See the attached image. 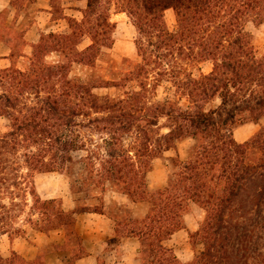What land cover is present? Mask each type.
<instances>
[{
    "label": "trees",
    "instance_id": "trees-1",
    "mask_svg": "<svg viewBox=\"0 0 264 264\" xmlns=\"http://www.w3.org/2000/svg\"><path fill=\"white\" fill-rule=\"evenodd\" d=\"M58 1L50 0L52 18L65 19L68 29L41 32L25 67H0V118L7 120L0 132V235L25 233L10 229L31 198L26 220L34 229H62L68 244L80 245L75 214L104 213V195L117 191L148 206L140 217L126 206L119 214L123 234L140 240L143 264H264V125L244 142L233 133L264 117V53L257 54L247 29L264 23V0H85L81 19L65 15ZM113 13L135 26L139 61L118 66L108 57ZM100 60L117 76L107 78ZM204 62L212 64L209 73ZM187 138L195 140L187 158H172L167 185L150 189L154 161ZM79 163L83 170L71 182L73 194H82L76 202L97 204L66 210L57 198H41L36 174ZM192 203L206 213L190 233L203 249L183 263L166 241L186 227ZM27 263L15 252L0 256V264Z\"/></svg>",
    "mask_w": 264,
    "mask_h": 264
},
{
    "label": "crops",
    "instance_id": "crops-1",
    "mask_svg": "<svg viewBox=\"0 0 264 264\" xmlns=\"http://www.w3.org/2000/svg\"><path fill=\"white\" fill-rule=\"evenodd\" d=\"M12 1L15 0H0L1 68L10 66L14 62L18 64V61L21 59L26 60L32 53V45L39 40L40 33L48 32L46 28L47 23L41 25L37 22L35 25L26 28L25 31L21 30L19 26L21 23H24L25 13L22 11L20 4H12ZM75 1V3H82L83 6L86 5L85 0ZM32 4L38 7V14L44 13L46 17L48 16V21L66 23L63 28H67L68 24L65 19L60 18L58 20H53L50 0H42V2L41 0H36ZM62 8L65 15L72 16V14L67 12V10L72 9L65 8L63 1ZM6 10H9V13L4 16ZM78 12L81 11L78 10ZM35 26L37 27L36 33H34ZM2 36L9 38L10 41L6 42L1 38ZM21 40L22 42L19 43ZM240 129L241 127L239 126L235 131L237 132V130L239 131ZM192 140L194 141L193 144H191L193 146L195 140ZM192 146H190V148ZM179 156L183 159L182 154L179 153ZM160 182L161 183L156 186V189L165 187L168 178L162 179ZM149 187L155 190L151 188L150 185ZM104 202V213L85 212L75 214L74 228L76 234L80 238V245H76V243H70L68 245L66 232L62 229L50 233L34 230V235L32 231H27L24 235L16 237H12L9 234H2L0 235V256L7 259L15 252L24 260L28 261L27 264H33L32 262L34 260H36L37 264H42L41 261L37 260L43 253L42 248L54 243L60 245V247H64L65 245L68 246L65 249L61 248L46 253L44 257L45 264H68V259L72 258L77 252H81L82 255L76 259L75 264H143L140 257V240L136 236H127L123 234V216L119 214L122 213V209L120 208L126 206L132 217L143 216L148 210L147 204H132L126 195L117 191L106 193L104 195ZM143 205H146L147 208L144 212H141L140 208L143 207ZM75 207V204H73L67 210H72ZM191 208L195 211L199 209L204 211V209L195 203L191 204ZM191 208L190 212L184 216L186 227L175 232L172 237L166 241V245L172 248L178 259L183 263L190 262L193 259V246L189 241H186L188 245L181 246L180 238L189 237L190 233L196 232L201 226L199 225L200 221L203 220V215L201 219H194V221L187 220V218L194 217ZM54 234L58 236L57 240H55ZM186 246H189L190 250H188V252L186 251V253H182V247L187 249Z\"/></svg>",
    "mask_w": 264,
    "mask_h": 264
},
{
    "label": "rangeland",
    "instance_id": "rangeland-1",
    "mask_svg": "<svg viewBox=\"0 0 264 264\" xmlns=\"http://www.w3.org/2000/svg\"><path fill=\"white\" fill-rule=\"evenodd\" d=\"M58 1V0H57ZM65 6L67 9H72V10H67L68 13L72 14L77 19H81L82 13L78 12L80 9H82L83 4L82 3H75V0H59L58 4L60 3ZM42 2V0H41ZM15 3L17 5L20 4V7L22 11L25 13V19L24 23H21L19 26L21 30L25 31L26 28L35 25V23H40L46 24V28L49 31H66L67 28H63V26L66 25V23H58V22H52L51 20L48 21V16L44 13L38 14V7L34 4H32L31 1L28 0H15ZM9 13V10H6L4 12V16ZM113 21L116 23V29L114 32V44L111 49L107 50V55L110 59H113L114 61L117 62L118 66L124 61L125 58L129 59L132 62H137L140 60L138 54H137V49L135 46V36H136V28L135 26L131 23L130 19L127 17L125 13H113L112 15ZM166 19L168 21V24L170 27H173L175 24V16L174 12L172 10H168L166 12ZM1 21V20H0ZM36 26L34 27V33H36ZM247 29L251 31L254 35V43L256 47V51L258 55H261L264 53V23L255 26L253 23H248L247 24ZM22 32V31H21ZM24 33V32H23ZM22 34V33H21ZM22 40L19 42L21 43ZM54 56L50 55L47 57V60H53ZM18 64L20 67H25L27 64V59L26 60H19ZM100 68L99 70L107 77L111 78L112 76H117L114 73H110L109 71V63H107L104 60H100L98 62ZM202 71L204 73H209L212 70V64L211 62H204L201 64ZM76 72L79 73L81 72L76 68ZM194 72H197V69H194ZM99 94H105L107 92H114V89L108 90V89H97L95 90ZM219 104V99H215L213 102V105ZM209 107V106H208ZM264 125V117L260 119L258 123L254 122H247L243 125H241V131L237 132L235 131L236 128L234 129V137L236 140L239 142H244L248 139H250L256 131L259 130V128ZM7 129V120L5 118H0V132H3ZM193 140L190 138H187L181 142L178 143L177 149L172 150L169 152H166L164 154L163 158H158L154 161V166L153 169L148 173L147 175V180L149 182V185L151 188L156 189V186H158L161 182V180L168 178V176L171 173V170L173 169L172 167V158H174L176 155L182 154V160H185L187 158V151H189L191 144H193ZM177 153V154H176ZM81 154H77L76 156L79 158ZM180 157V156H179ZM83 170V165L81 163L77 164L76 166L72 167L71 169H67L63 173H39L36 174L34 177V183L36 186V190L38 194L41 196L43 199H48V198H57L61 203L62 206L67 210L70 206L75 204L83 205L84 202L88 204H97L99 201L96 198H93L92 200L89 201H84V200H78L76 202V199H79L82 194H73L72 188H71V182L74 178L78 176V173L82 172ZM32 205L31 198H28L27 204L23 208V211L21 212L20 216L15 220V225L14 228H11V234L16 235V230L18 228H21L24 232L27 231H32V234L34 235V229L32 224H29L27 222V216L30 211V207ZM146 205H143V207L140 208L141 212H144L146 210ZM191 212L194 215V217L187 218V220H193L194 219H201L203 215V220L200 221L201 225L204 221L205 218V212L203 210H193L191 208ZM33 218L37 219L38 215L33 216ZM38 231V230H36ZM55 230H51L50 232H54ZM47 232V233H50ZM24 235V234H23ZM55 240H57L58 236L54 234ZM189 241L190 243L195 242V247H193V258L194 255L201 251L203 249V245L200 243V240L195 237L191 238L189 237H183L180 238L181 246L188 245L187 242ZM72 244V243H71ZM69 245V244H68ZM68 245H65L66 247ZM77 245V244H76ZM187 247V246H186ZM63 247H60V245H56L54 243L46 245L42 248V255L39 257V261L42 262V264H45V254L49 253L50 251H54L57 249H61ZM189 246L186 248L182 247L181 251L182 253L188 252ZM51 261V260H50Z\"/></svg>",
    "mask_w": 264,
    "mask_h": 264
}]
</instances>
